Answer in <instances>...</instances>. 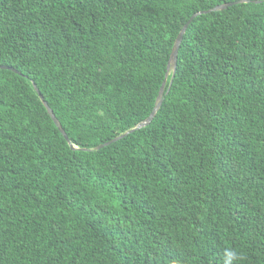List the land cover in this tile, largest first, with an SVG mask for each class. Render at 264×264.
I'll return each instance as SVG.
<instances>
[{"label":"trees","instance_id":"obj_1","mask_svg":"<svg viewBox=\"0 0 264 264\" xmlns=\"http://www.w3.org/2000/svg\"><path fill=\"white\" fill-rule=\"evenodd\" d=\"M236 1L0 0V264H264V0L96 150Z\"/></svg>","mask_w":264,"mask_h":264},{"label":"water","instance_id":"obj_2","mask_svg":"<svg viewBox=\"0 0 264 264\" xmlns=\"http://www.w3.org/2000/svg\"><path fill=\"white\" fill-rule=\"evenodd\" d=\"M251 2L252 1H248V0H240V1H236L234 3L224 4V5L215 7L214 9L209 10V11H204V12H200V13L195 14L187 22V24L184 26V28L182 29L181 33L179 34V36H178V38H177V40L175 42V45H174V48L172 50V54H171V57H170L169 65H168V73H167V76H166V80L164 81V83L162 85V88L160 90V93H159V96H158V99H157L156 107H155L154 111L152 112L151 116L147 119L146 122L139 124L135 129L130 130L129 132H127V133H125V134H123V135H121V136H119V137H117V138H115V139L103 144V145L98 146L96 148V150H101V149H103L105 147L111 146L112 144H114V143L126 138L130 134L136 132L137 130L143 129L144 127H146V126H148V125H150L152 123V121L155 119L158 111L161 109V106L163 104L164 94H165V89H166V84H167V79L169 77V74H170L171 71H173V73L175 75V72L177 70L179 51H180L182 42L184 40V36L187 33V30L189 29L190 25L193 23V21L197 17H199L201 15H204V14H210V13H213V12L227 10L230 7H233V6H236V5H240V4H247V3H251ZM254 3H260V1H255ZM1 70H9V71H13V72H15L17 74L22 75L19 71L15 70L13 68H10V67H6V66H0V71ZM34 88H35L36 92L38 93V95L40 96L41 100L43 101L44 106L46 107V109H47L49 115L51 116L52 120L54 121L55 125L57 126L59 131L62 133V135L65 137V139L68 142H70V139H69L68 135L66 134V131L62 127V125H61L60 121L58 120V118L56 117L54 111L50 108L48 103L45 101L43 95L40 93V90L38 89V87L36 85H34ZM72 148L75 149L74 146H72Z\"/></svg>","mask_w":264,"mask_h":264},{"label":"clouds","instance_id":"obj_3","mask_svg":"<svg viewBox=\"0 0 264 264\" xmlns=\"http://www.w3.org/2000/svg\"><path fill=\"white\" fill-rule=\"evenodd\" d=\"M236 255H237V254H235V253H233V252H231V251L226 252V257H227V259H228L229 261L235 259V258H236Z\"/></svg>","mask_w":264,"mask_h":264}]
</instances>
